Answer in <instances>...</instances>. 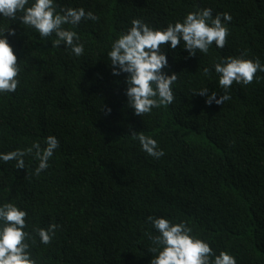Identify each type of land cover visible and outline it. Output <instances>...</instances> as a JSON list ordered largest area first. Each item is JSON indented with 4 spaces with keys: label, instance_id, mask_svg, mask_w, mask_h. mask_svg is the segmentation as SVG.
I'll use <instances>...</instances> for the list:
<instances>
[{
    "label": "trees",
    "instance_id": "obj_1",
    "mask_svg": "<svg viewBox=\"0 0 264 264\" xmlns=\"http://www.w3.org/2000/svg\"><path fill=\"white\" fill-rule=\"evenodd\" d=\"M55 3L58 11L83 7L99 17L74 29L85 47L80 57L63 44L52 48L54 35L42 39L18 19L0 16V31L16 32L8 39L21 69L16 92L0 93V153L33 143L44 148L48 136L59 140L39 176L34 155L24 157L25 170L0 161V206L11 202L27 212L37 264H149L147 234H158L149 216L184 222L237 264H264V72L248 86L234 82L223 105L206 104L212 92L216 99L225 94L213 66L222 58L246 54L264 64V0ZM204 8L213 18L231 15L226 46L213 42L207 55L194 57L183 43L175 50L162 46L169 64L164 71L179 75L175 101L134 115L126 74L112 75V42L132 19L164 29ZM204 88L207 96L194 95ZM130 129L155 139L164 156H148ZM51 224L58 227L44 245L32 230Z\"/></svg>",
    "mask_w": 264,
    "mask_h": 264
},
{
    "label": "clouds",
    "instance_id": "obj_2",
    "mask_svg": "<svg viewBox=\"0 0 264 264\" xmlns=\"http://www.w3.org/2000/svg\"><path fill=\"white\" fill-rule=\"evenodd\" d=\"M28 5L29 0H0V16L13 22L18 19L27 28L38 32L42 39L54 35L52 48L63 44L76 57L84 54V44L74 29L84 20L98 21V16L86 12L83 7H64L58 11L55 0H34ZM231 20L228 13H218L213 18L210 8L189 12L182 22L169 23L164 29L153 28L139 18L132 19L131 27L112 42L107 56L112 75L126 74L127 106L133 109L134 115H148L154 108L169 107L175 101L173 86L179 75L164 71L169 64L162 46L175 50L183 43V48L193 57L197 52L207 55L213 42L218 49H223L230 35L227 23ZM15 35V30L10 27L0 31V93H14L20 83L18 57L8 39ZM245 56L224 57L213 65L219 76L218 84L225 94L216 99L217 94L212 92L206 104L223 105L231 99L228 90L234 82L248 86L256 80L258 72H264V64L258 58L252 60ZM208 73L209 69L205 68L204 74ZM208 91L207 88L200 89L194 95L207 96ZM107 113H111L110 108ZM130 136L139 142L148 156L156 159L164 156L157 141L143 131L130 129ZM45 145L41 148L39 143H33L27 149L0 153V161H16L15 167L25 170L24 157L34 155L38 161L34 174L39 176L49 168V160L59 147V140L48 136ZM27 215L25 210L11 202L0 206V264H37L29 243H35V236L25 230L29 227ZM147 220L158 233L147 234L153 245L148 249L153 254L149 264H237L236 258L226 251L217 255L208 242L192 235V229L184 222L174 224L166 218L152 216ZM57 227L56 224L47 229L34 227L32 232L38 235L42 244L49 245Z\"/></svg>",
    "mask_w": 264,
    "mask_h": 264
}]
</instances>
